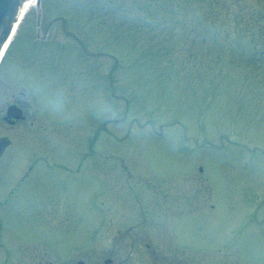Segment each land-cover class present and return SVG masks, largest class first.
I'll use <instances>...</instances> for the list:
<instances>
[{"label": "rangeland", "instance_id": "374dc122", "mask_svg": "<svg viewBox=\"0 0 264 264\" xmlns=\"http://www.w3.org/2000/svg\"><path fill=\"white\" fill-rule=\"evenodd\" d=\"M22 23L0 76L16 72L38 100L57 55L80 75L56 169L63 212L39 201L54 169L29 173L59 149L26 132L0 264H69L128 229L164 247L189 237L179 242L209 249L192 253L201 264H264V0H40ZM36 28L47 39L31 46Z\"/></svg>", "mask_w": 264, "mask_h": 264}, {"label": "flooded vegetation", "instance_id": "af4514ba", "mask_svg": "<svg viewBox=\"0 0 264 264\" xmlns=\"http://www.w3.org/2000/svg\"><path fill=\"white\" fill-rule=\"evenodd\" d=\"M61 31L68 32L63 23ZM46 33L50 34L49 26L46 27ZM35 35L37 36L36 40L31 38V46L38 45L40 39H47L45 34H41L40 29L36 30ZM56 36L57 34L55 33ZM76 39L81 43L79 38L76 37ZM81 46L84 48L83 44ZM55 58L57 59L54 61L56 65L54 75L49 77L50 79L46 77L44 82L40 77L39 81L43 85L44 95H40L38 100L35 99L33 91L23 84V79L16 72L13 71V76H0V167L3 170L0 175V184L2 186L0 188V224L4 223L5 220L10 221V218L17 213L19 195L23 186L21 180L23 178H18L15 165L18 163L20 156V136L26 132V138L34 137V140L41 146L42 144L46 145L49 142H55L54 149H59V151L54 150L55 155L50 154L48 151H46V154H39L32 161L29 173L32 170L36 171L40 167H45L48 171L54 169L52 176L55 181L54 189L51 188L52 192L48 190L45 194V199L40 198L39 201L43 200L54 205V216L61 215L63 212L61 206L63 200L62 170L66 163L65 156L61 155L60 149L64 147L65 139L67 138L63 128L67 120L66 96L67 90L73 92L78 89L80 72L78 73L76 67H72L71 73L68 75L64 68L60 69L62 63L59 55ZM22 64L24 67H29V63L24 60H22ZM38 69H34L33 72L37 73ZM76 114L77 112L72 117ZM77 118L76 116L75 121H77ZM72 125L71 123L69 126L71 127ZM49 127H52L57 135H53ZM57 168H62V170L58 172L56 171ZM46 178V172L37 177L39 183ZM30 191L32 189L26 190V192ZM43 194V192L39 193L40 196ZM212 208H214L213 205ZM204 226H202V229ZM2 234L3 231L1 230L0 237ZM148 237L150 238L149 240ZM106 238L108 244H112L110 247L88 248L79 253L82 255L81 258H76L75 261L69 264H201L199 263V257L195 258L192 253L205 252V248H207H196L190 245L183 246L179 242L183 239L189 240V237H182L176 242L170 240L168 246L164 247L161 242L159 243L158 237L151 234L143 235L130 229L123 232L113 231V234ZM242 239V232L234 234L230 242L226 243V248L231 249L237 246ZM223 263L243 264L242 258L240 263L237 261L234 263L233 259H229V255Z\"/></svg>", "mask_w": 264, "mask_h": 264}, {"label": "water", "instance_id": "95a60500", "mask_svg": "<svg viewBox=\"0 0 264 264\" xmlns=\"http://www.w3.org/2000/svg\"><path fill=\"white\" fill-rule=\"evenodd\" d=\"M26 0H0V51L9 38L12 28Z\"/></svg>", "mask_w": 264, "mask_h": 264}, {"label": "bare ground", "instance_id": "6f19581e", "mask_svg": "<svg viewBox=\"0 0 264 264\" xmlns=\"http://www.w3.org/2000/svg\"><path fill=\"white\" fill-rule=\"evenodd\" d=\"M37 1L38 0H26L24 7L22 9V12H21L19 21H18V23L14 24L11 36L8 39L7 43L2 48V52L0 53V58H1V56H3L4 52L6 51L7 47L9 46V43L13 40L14 36L16 35L18 28H19V25L24 21V19H26L27 15L31 12L32 7L36 5Z\"/></svg>", "mask_w": 264, "mask_h": 264}]
</instances>
